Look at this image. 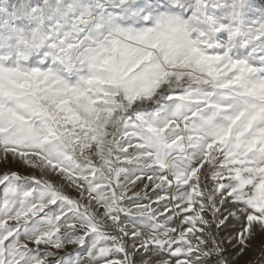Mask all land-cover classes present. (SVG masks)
Wrapping results in <instances>:
<instances>
[{"label":"snow or ice","instance_id":"1","mask_svg":"<svg viewBox=\"0 0 264 264\" xmlns=\"http://www.w3.org/2000/svg\"><path fill=\"white\" fill-rule=\"evenodd\" d=\"M0 264H264V0H0Z\"/></svg>","mask_w":264,"mask_h":264}]
</instances>
